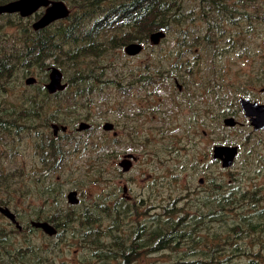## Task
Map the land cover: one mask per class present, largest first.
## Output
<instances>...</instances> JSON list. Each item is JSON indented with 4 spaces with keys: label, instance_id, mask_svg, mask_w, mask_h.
I'll list each match as a JSON object with an SVG mask.
<instances>
[{
    "label": "rangeland",
    "instance_id": "374dc122",
    "mask_svg": "<svg viewBox=\"0 0 264 264\" xmlns=\"http://www.w3.org/2000/svg\"><path fill=\"white\" fill-rule=\"evenodd\" d=\"M63 1L39 31L0 15V207L17 223L0 214V264H264V129L239 104H264V0ZM215 146L238 148L231 167Z\"/></svg>",
    "mask_w": 264,
    "mask_h": 264
},
{
    "label": "water",
    "instance_id": "95a60500",
    "mask_svg": "<svg viewBox=\"0 0 264 264\" xmlns=\"http://www.w3.org/2000/svg\"><path fill=\"white\" fill-rule=\"evenodd\" d=\"M45 8L44 13L33 24L34 30L46 28L51 23L58 20L65 19L69 13L68 8L62 2H50L48 0H14L0 5V15L2 14H14L19 13L22 17H28L31 14L36 13L39 9ZM163 37L162 32H156L150 36L151 40L156 43ZM141 51V46L138 44H130L125 48V52L128 55H136ZM61 73L57 68H51L50 80L47 85V89L50 93L63 89L65 86L61 84ZM34 79L28 78L27 83H32ZM241 107L245 117L249 118L251 125L255 130H261L264 128V105L257 102H251L249 99H240ZM226 126L235 125L234 119L229 118L225 120ZM55 130H58V126H52ZM88 126L84 123L79 125V130H83ZM111 125L106 124L105 129L109 130ZM65 127L62 130L65 131ZM238 148L235 146H215L213 148L212 158L221 161L223 168L231 167L234 159L237 155ZM130 157V155H126ZM124 162V163H123ZM120 163V166L124 167L123 170L127 171L129 168V162L127 160ZM201 183V181H200ZM76 192L72 191L68 194L67 199L71 204L76 203ZM0 214L9 219L12 223L16 224L14 215L5 208L0 207ZM31 225L42 231L53 234L55 233L54 227L46 222H32Z\"/></svg>",
    "mask_w": 264,
    "mask_h": 264
},
{
    "label": "flooded vegetation",
    "instance_id": "af4514ba",
    "mask_svg": "<svg viewBox=\"0 0 264 264\" xmlns=\"http://www.w3.org/2000/svg\"><path fill=\"white\" fill-rule=\"evenodd\" d=\"M11 1H14V0H11ZM11 1H9V2H11ZM48 1H50V2H62V3H64L65 5H66V3L63 1V0H48ZM5 3H8V2H6V1H4V2H1L0 3V5L1 4H5ZM67 6V5H66ZM40 11V12H39ZM44 11H45V8H42V9H39L35 14H39L38 15V17H37V19L44 13ZM14 14H16V15H18L20 18H22V19H24V18H31V28H32V14L30 15V16H28V17H22L19 13H14ZM36 19V20H37ZM36 20H35V22H36ZM34 22V23H35ZM33 23V24H34ZM48 27V26H47ZM36 31V30H35ZM37 31H39V30H37ZM51 68H53L52 66L51 67H49V66H47L46 67V69L48 70V83H49V80H50V73H51ZM56 68V67H55ZM58 69V68H57ZM62 76V75H61ZM31 79H32V77H30ZM29 78V79H30ZM34 79V78H33ZM34 82V81H33ZM32 82V83H33ZM31 83V84H32ZM35 83V82H34ZM48 83L46 84V92L51 96V95H56V93H59V92H62V89L61 90H58V91H55L54 93H50L49 91H48V89H47V85H48ZM61 83H62V78H61ZM242 99V98H241ZM251 101V100H250ZM252 102V101H251ZM258 103V102H257ZM239 104H240V107H241V103H240V101H239ZM259 104H261V103H259ZM264 105V104H263ZM241 110H242V107H241ZM243 111V110H242ZM244 113V112H243ZM245 116V115H244ZM247 118V117H246ZM249 119V118H248ZM225 122V121H224ZM234 122H235V124H236V121L234 120ZM249 122H250V125H251V121H250V119H249ZM84 124H86V123H84ZM106 124H109V125H111V128L109 129V130H106L105 129V126H106ZM88 127H89V125L88 124H86ZM62 127H65V126H58V130H55L52 126H51V129H52V131H53V135L54 136H56L57 134H58V132L60 131V132H63V133H65V132H67L68 131V127H65L66 129H65V131H63L62 130ZM88 127L87 128H85V129H83V130H79L78 128H79V126H78V128H77V131H79V132H82V131H84V130H87L88 129ZM251 127L253 128V126L251 125ZM114 125H113V123H105V124H103V126H102V130L104 131V132H112L113 133V135L115 136L116 135V132L114 131ZM264 129V128H263ZM253 130L254 131H259V130H255L254 128H253ZM262 130V129H261ZM126 155H130V157H126ZM213 159V158H212ZM125 160H127L130 164H129V168H128V170H130L131 168H132V162H135V161H137V157L135 156V155H132V154H125L122 158H121V160H120V162L118 163V167H122V166H120V163H122L123 161H125ZM214 160V159H213ZM215 160H217V159H215ZM221 162V161H220ZM124 163V162H123ZM124 167H122V169H123ZM127 171H124L123 170V173H126ZM122 192H123V194H127V189H126V186L124 185L123 187H122ZM76 192V191H75ZM128 198V197H127Z\"/></svg>",
    "mask_w": 264,
    "mask_h": 264
},
{
    "label": "trees",
    "instance_id": "16d2710c",
    "mask_svg": "<svg viewBox=\"0 0 264 264\" xmlns=\"http://www.w3.org/2000/svg\"><path fill=\"white\" fill-rule=\"evenodd\" d=\"M159 28H162V27L159 26ZM164 28H166L165 24H164ZM55 227L57 229H59V228H61V225L56 224ZM166 245H167V240L161 239L158 242H156L152 248L148 249L147 251H145L143 253L134 252V253H131V254H123V257L135 260V259H137L139 257L141 258L144 254H146L148 252H152V251H155V250H161V249L165 248Z\"/></svg>",
    "mask_w": 264,
    "mask_h": 264
}]
</instances>
